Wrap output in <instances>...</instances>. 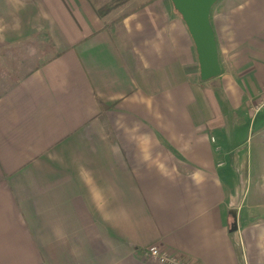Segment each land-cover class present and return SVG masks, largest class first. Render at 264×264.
Segmentation results:
<instances>
[{"label": "crops", "instance_id": "crops-1", "mask_svg": "<svg viewBox=\"0 0 264 264\" xmlns=\"http://www.w3.org/2000/svg\"><path fill=\"white\" fill-rule=\"evenodd\" d=\"M226 1L201 80L171 0H0L51 54L0 92V264H264V0Z\"/></svg>", "mask_w": 264, "mask_h": 264}, {"label": "water", "instance_id": "water-1", "mask_svg": "<svg viewBox=\"0 0 264 264\" xmlns=\"http://www.w3.org/2000/svg\"><path fill=\"white\" fill-rule=\"evenodd\" d=\"M217 0H171L180 14L193 42L201 80L220 73L214 34L209 23V12Z\"/></svg>", "mask_w": 264, "mask_h": 264}, {"label": "rangeland", "instance_id": "rangeland-1", "mask_svg": "<svg viewBox=\"0 0 264 264\" xmlns=\"http://www.w3.org/2000/svg\"><path fill=\"white\" fill-rule=\"evenodd\" d=\"M226 3V0H217L213 7L216 9L218 6H222ZM27 42L23 45L18 46V42L9 44L7 46H17L16 49L7 50L5 52H0V67H2V72L0 73V92H2L7 86L5 82V77L8 74H13V76H22L25 72L32 69L38 63L44 61L50 57V53H47L46 56L39 52L40 49L47 47L45 39L38 34H34L26 38ZM242 116V115H241ZM238 116L239 122L245 121L247 119L244 116ZM249 142H254V137L250 136L247 143L244 145L246 148L249 146ZM248 144V145H247ZM245 148L243 150H245Z\"/></svg>", "mask_w": 264, "mask_h": 264}, {"label": "built area", "instance_id": "built-area-1", "mask_svg": "<svg viewBox=\"0 0 264 264\" xmlns=\"http://www.w3.org/2000/svg\"><path fill=\"white\" fill-rule=\"evenodd\" d=\"M250 110L253 114L264 110V85L262 87L261 95L257 100L251 103ZM143 254L145 257L155 261L158 264H194L187 257L172 254L161 249L157 245H151L143 249Z\"/></svg>", "mask_w": 264, "mask_h": 264}, {"label": "trees", "instance_id": "trees-1", "mask_svg": "<svg viewBox=\"0 0 264 264\" xmlns=\"http://www.w3.org/2000/svg\"><path fill=\"white\" fill-rule=\"evenodd\" d=\"M129 0H110V2H108L107 4L101 6L100 8H98L97 10V13L101 16V15H104L106 13H108L109 11L111 10H114V9H118L119 7H121L122 5H124L126 2H128ZM27 40H21L18 42V46L19 45H23L24 43H26ZM17 46H8V47H5L3 49H0L1 52H5L7 50H11V49H16ZM45 51V50H44ZM2 72V67H0V73ZM7 75H8V72H5ZM16 78V76H13V75H8V77H6V81H12Z\"/></svg>", "mask_w": 264, "mask_h": 264}]
</instances>
